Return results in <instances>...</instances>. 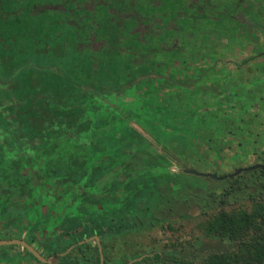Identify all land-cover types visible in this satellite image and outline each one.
Returning a JSON list of instances; mask_svg holds the SVG:
<instances>
[{
    "label": "trees",
    "instance_id": "1",
    "mask_svg": "<svg viewBox=\"0 0 264 264\" xmlns=\"http://www.w3.org/2000/svg\"><path fill=\"white\" fill-rule=\"evenodd\" d=\"M13 69H4L0 77ZM82 69L90 68L72 69L67 64L64 71L54 69L19 97L5 95L20 84L17 79L1 88L5 94L0 96V230L11 225L24 228L27 240L38 249L47 248L50 257L60 256L73 242L63 244L69 236L72 240L92 234L102 238L161 219L171 227L168 218L173 208L161 206L175 192L169 186L174 172L166 165L171 154L130 123L133 119L140 125L153 124L159 118L156 110L146 100L140 109L134 104L119 109L100 96L92 97L90 91L99 93L98 87L104 91L106 85L88 83ZM197 104L201 103L188 101L186 112L166 123L178 124L176 131L183 129L176 118H183L184 125L189 121L195 125L200 113L192 106ZM165 117L158 121L163 123ZM212 137L207 134L206 140L212 141L214 154L220 156L223 140ZM254 171L263 177L257 181L258 195L252 196L249 208H221L201 222L205 234L234 241V249L211 252L199 260L153 249L139 261L128 263L123 258L110 264H264V170ZM6 249L2 252L9 256ZM21 250L34 257L26 248ZM90 252L92 263L99 264L95 243ZM60 263L75 261L61 255Z\"/></svg>",
    "mask_w": 264,
    "mask_h": 264
},
{
    "label": "rangeland",
    "instance_id": "2",
    "mask_svg": "<svg viewBox=\"0 0 264 264\" xmlns=\"http://www.w3.org/2000/svg\"><path fill=\"white\" fill-rule=\"evenodd\" d=\"M209 1L217 9L224 7L231 0ZM242 1L250 3L247 9L245 8V12L250 14L248 18L251 17L252 25L248 27L243 25L245 23L242 21L243 15L234 17V31L229 30V27L226 28L227 30L222 28L219 31L221 39L218 36L215 38V40L219 39L217 40L219 44L216 43L217 47L209 39L207 40L210 35L209 29L215 25L213 20V23L197 20L190 26L184 21H179V23H175L179 28L172 27L167 32H163L164 38L158 42L160 49L155 51L151 57L153 61H164L170 64L174 60H185L190 61L193 65H199L203 63L202 61L209 59L211 53H214V48H219V52L216 53L218 60H225L222 63V68H218L221 70L220 74L210 75L209 72L203 74L197 79V82H191L189 87L173 85L172 81L170 83L168 80L160 84L154 79L151 81L143 79L132 89H125L119 97L111 94L109 99L104 98L111 107L116 106L119 109L122 105H137L136 107L140 109L143 100H146L156 110L154 114L159 117L158 119H163L166 112L169 118L165 117L163 123L158 119H154L153 124L140 125L133 119L130 123L146 135L152 143L171 154L166 165L174 172V178L169 186L174 187L175 192L174 195L169 194L170 200L164 201L161 205L164 209L169 204L173 208L172 215L168 218L171 227L166 226L165 219H161L152 225L102 237L105 253L103 264H110L112 261H120L123 258H129V261H132L137 257L134 255L153 249L172 251L195 260H199L211 252L234 249V241L205 234L201 222L221 208H249L252 196L258 195L255 187L257 181L259 177L263 176L257 171H243L230 177H236V180L233 181L228 178L213 179L208 176L186 173L182 171V168L189 166L223 174L258 161L262 155L261 151L264 149V68H255L251 62H247L243 64V67L237 69V74H234L236 69L233 66H236V61L243 59L251 61L263 59L259 51L264 50V0H234V12L244 9L242 7H245L246 4L242 5ZM226 23L231 25L233 22L230 20ZM9 25L6 22V26ZM184 28L185 32H183ZM248 28L254 29L251 32L253 36L248 34ZM2 31H4L1 32L2 34H6L1 39L2 45L8 44L6 47L10 48L4 53L7 55L4 59L1 57L3 51L0 48V59L3 64L8 67L17 62V64L23 63L24 66L17 68L12 75L13 80L17 79L22 82L21 86H19L20 84L14 86L12 91L7 94L2 93L1 90L6 85L0 86V96L11 94L10 96L19 97L20 92L32 90L33 85L28 83L31 71L46 77L51 74L48 72L54 70V65L57 66L63 62V57L60 55L44 54L36 49L25 55L17 54L12 57L16 52L12 49H15L17 44L24 42V38L26 41L28 39L31 41L32 38L24 37L26 31L15 38L9 36L5 29ZM231 32H234L233 35L229 34ZM28 42V47V44L33 45ZM133 54L135 56L139 52H133ZM10 56L11 58H9ZM135 58L131 59L133 61L139 59ZM5 67L0 64V70ZM218 69L214 68V71ZM201 70L202 67L193 66L189 71H186L182 67L168 66L159 71L165 73L170 71V75L174 79L178 77L177 73L197 76ZM38 80L39 78L36 79V83ZM192 99L194 103H201L192 106L200 113L199 121L195 125H193L194 121L186 122L184 125L183 118L178 121L176 118L175 121L183 125V129L181 127L176 131L174 128L179 126L178 124L173 126L166 122L168 119L173 120L177 113L186 111L187 102ZM212 111H215L214 116L210 114ZM209 121H213V123L211 125L209 123L208 126ZM152 130L156 137L152 135ZM207 134H213L212 138L216 135L218 142L223 140L221 142L223 151L220 156L214 154L211 147L214 144L211 143V140H206ZM42 208L45 210L46 206ZM13 234L24 236V228L16 229L11 225L7 229L0 230V237ZM77 240L79 239L72 240V237L69 236L62 242L63 244L71 241L75 243ZM92 243L93 240H89L75 244L74 246L79 245V247H72L67 252H60L58 257H51L50 264L60 262L61 255H65L69 261H75V264H94L90 258ZM7 247L9 248L6 249ZM5 249L9 256L3 254L2 251ZM46 249L40 247L45 255ZM15 250L16 248H12L9 244H1L0 264H42L35 257L24 254L22 250Z\"/></svg>",
    "mask_w": 264,
    "mask_h": 264
},
{
    "label": "flooded vegetation",
    "instance_id": "3",
    "mask_svg": "<svg viewBox=\"0 0 264 264\" xmlns=\"http://www.w3.org/2000/svg\"><path fill=\"white\" fill-rule=\"evenodd\" d=\"M241 4L245 6L242 7L244 9H238V12H234V0L229 1L224 7L217 9L209 0H0V48L3 51L1 57L2 59L7 57L4 53L10 49L6 47L8 44L2 45L1 39L6 35L1 33L4 32L2 30L5 29L12 38L19 37L26 31L24 37L28 36L32 40L29 41L30 39H28L26 41L24 37H21L24 38V42L17 44L16 48L12 49L16 51L12 57L17 54L25 55L27 52L36 49L38 52L44 54L62 56L63 62L57 66L54 65L58 71H64L67 64L72 69H77L79 66L82 68H90L88 71L84 72L83 69L81 71L89 79L88 83H95L97 81L98 83L106 85V91H102L103 89L100 87H98L99 93H95L93 90L90 91L92 97L99 98L100 96L101 100L104 98L109 99L111 94L119 97L125 89H132L143 79L148 81L154 79L160 84L168 80L170 83L172 81L171 84L173 85L189 87L191 82H197V79L202 77L203 74H208V72L210 75L221 73L220 69L225 60H218L216 53L220 49L214 48V53H211L209 59L202 61L203 63L199 65H193L190 61L185 60H174L171 64L164 61H153L151 57L155 51L160 49L158 42L163 40V32H167L172 27L179 28L175 25L179 21H184L190 26L197 20L200 22H212L213 20L215 25L212 29H209L210 35H208L207 40L209 39L217 47V44H219L217 40L221 39L219 31L222 28L227 30L226 28L229 27V30L234 31V17L243 15L244 18L242 21L245 22H242L243 25L246 27L252 25L251 22L253 21L251 17L248 18L250 14L245 12L250 3L242 1ZM230 20L233 22L231 25L226 23ZM6 22L10 24L8 27L6 26ZM183 30V32L186 31L185 28ZM247 30L249 31L248 34L253 36L251 32L254 29L248 28ZM232 33L234 32L229 34L233 35ZM217 36L219 39L215 40V38H218ZM27 42L33 45L30 46L28 44V47ZM133 52H139V54H135L134 56ZM259 54L263 59L252 61L243 59L242 61H236V66H233L236 69L234 74H237V69L243 67V64L247 62H251L255 68H264V50H260ZM135 57L139 59L133 61L131 58ZM0 64L5 67L1 59ZM22 64L14 62L8 67H5L4 69H8L9 67H13L14 69L7 77H0V79L6 80L11 77L17 68L24 66ZM168 66L175 68L182 67L186 71H189L194 66L202 67V70L197 76H191L188 73H182L181 75L177 73L178 77L173 79L170 71L167 73L159 71ZM214 68L220 69L214 71ZM3 70H0V74L4 73L5 70ZM77 71L72 70L73 75ZM40 76L42 75H39L38 72L31 71L28 83L31 85L36 84V79L39 78L38 81H41L44 78V76ZM13 79L6 84V87L12 83ZM18 83L22 82L18 81ZM97 86L95 85L90 88ZM254 98L258 97L256 96ZM185 112L182 111V114ZM261 153L262 155H260L259 160L249 165L257 162L264 163V149ZM255 169L244 171L254 172ZM7 237H23L26 240L28 239L27 234L24 236L13 234ZM91 240H93V243L90 250L93 244H96L94 238ZM31 244L34 245L33 243ZM100 244L104 260L105 253L101 237ZM9 245H17L20 250L21 247H24L20 244ZM34 247L36 246L34 245ZM36 249L45 257H50L46 256L37 247ZM143 253L145 255L148 251L134 256H139ZM37 260L40 261L39 259ZM139 260L129 261L128 258L127 262L130 263ZM40 262L42 264H50V262ZM58 263L61 264L60 262ZM58 263L56 262L55 264Z\"/></svg>",
    "mask_w": 264,
    "mask_h": 264
},
{
    "label": "water",
    "instance_id": "4",
    "mask_svg": "<svg viewBox=\"0 0 264 264\" xmlns=\"http://www.w3.org/2000/svg\"><path fill=\"white\" fill-rule=\"evenodd\" d=\"M11 79H12V76L6 80L0 79V85L3 86V85L8 84L11 81ZM258 167H260L264 170V163L257 162V163L247 165V166H240V167L236 168L235 170L228 172L226 174H223V175H218V174L211 172V171H202V170H199L195 167H189V166L183 167L182 170L186 173H192V174L201 175V176H211L213 178L223 179L225 177H232V176L238 175L240 172H242L244 170H251V169L258 168ZM93 238L95 239L96 244H97L98 249H99V254H100L99 264H102L103 263V253H102L101 244H100V237L97 234H94V235H91L88 237H84L83 239L78 240L77 242L69 245V247H67V249L64 252H67L75 244H81V243L89 241ZM1 244H20V245L24 246L25 248H27L40 261H42V262H51L52 261V259L50 257L49 258L45 257L42 253H40V251H38L36 249V247H34V245L29 243L23 237H2V238H0V245ZM143 256H144V253L137 256L136 259H134V260H139Z\"/></svg>",
    "mask_w": 264,
    "mask_h": 264
}]
</instances>
